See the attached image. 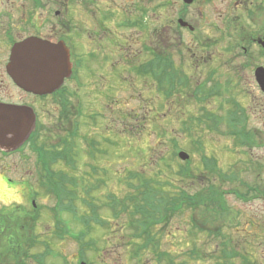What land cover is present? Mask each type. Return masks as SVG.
I'll list each match as a JSON object with an SVG mask.
<instances>
[{
	"label": "flooded vegetation",
	"instance_id": "1",
	"mask_svg": "<svg viewBox=\"0 0 264 264\" xmlns=\"http://www.w3.org/2000/svg\"><path fill=\"white\" fill-rule=\"evenodd\" d=\"M205 1L213 0H168L170 19L162 23L160 0H0V108L35 113L31 128L32 119L24 115L0 116L5 136L0 140V181L20 189L19 200L0 196V226L16 223L24 228L25 240L41 242L49 237L42 231L48 214L38 201L49 195L47 164L38 154V168L33 171L32 157L39 147L45 150L42 142L53 132H33L39 126L35 103L55 104L57 113L62 109L57 130L63 127L68 105L62 93L67 82L73 81L79 93L89 81L108 99L116 92L136 90L138 81L152 78L157 94L161 57L169 54L177 65L178 54L180 64L187 63L197 77L202 68L212 69L207 73L215 77L218 71L229 73L227 83L237 94L235 110L250 113L264 108V0H215L213 12L203 8ZM26 39L70 51L72 74L51 93L27 91L8 71L12 47ZM74 110L81 114L80 105ZM63 131L59 138L55 134L50 146L63 143L70 129ZM29 257L39 264L32 253Z\"/></svg>",
	"mask_w": 264,
	"mask_h": 264
},
{
	"label": "rangeland",
	"instance_id": "2",
	"mask_svg": "<svg viewBox=\"0 0 264 264\" xmlns=\"http://www.w3.org/2000/svg\"><path fill=\"white\" fill-rule=\"evenodd\" d=\"M214 1L209 3L205 1L203 8L208 10V12H213L212 7L215 5ZM167 2L168 0H160L162 4V23L170 19ZM171 19H175L174 14ZM167 29L168 27L165 26L163 31L166 33ZM186 58L188 57L186 56ZM174 59L177 64L176 68L180 73L188 77L190 74L189 78L193 85L191 93L197 92L196 89L204 88L201 91L205 92L203 96L207 97L206 101L194 100L193 98L194 102L190 98L186 99L178 96L175 99L172 97L171 101H167L162 97L161 90L157 94H154L152 78L144 80L143 82L141 80L138 81L137 85L139 88L136 90L116 92L118 94L116 97L109 95L108 99L104 97V92H100V89L94 88L95 86L90 87L91 83L89 81L79 90V93L76 90V85H74L73 81H70L65 84V91L62 93L68 105L64 110L66 112L63 127L57 130L59 122L58 115H62V109L57 113L54 107L55 104L50 105V102L35 103L39 126L33 132H37L36 130L38 129V132L42 134L47 130L53 132H46L50 137V140H47V142L45 141L46 139L43 140V137L40 139V142L42 140L44 141L42 144L45 146V154L50 147V143L56 141L54 140L56 136L57 138L61 137L60 135L62 133L65 134L63 130L69 128L79 152L78 170L75 174L83 175L87 173L92 176V180H96L98 177L103 178V170L106 169L108 177L104 178L107 179V182L104 185L101 184L102 188L96 194L101 200L108 193H116L122 197L127 190L126 181L132 171H140L147 173V175L158 172L160 169L155 159L161 155L170 154L172 151L170 138L173 135L178 137L176 129L179 126L176 121V115L180 114L181 118L183 117L184 120H188L190 124H193L194 121H190L192 117L189 114L193 113L197 116L200 113L199 109L201 107V112L206 113L210 111L226 117V114L231 112L230 108L234 107L235 109L234 100L237 99L235 89L233 92L235 99L232 97L229 98L230 95L226 94V97H213L208 101L213 91L212 88L217 83L222 84L223 89L227 87L231 89V84L227 83L230 79L229 73L221 74L218 71L219 76L215 77L207 73L212 69L202 68V74L197 77L195 76L197 74L195 70L189 67L187 63L186 65L180 64L182 61L178 54L175 55ZM191 75H194V80H192ZM130 79L132 78L126 77V80ZM98 83L100 84V81ZM232 83L234 82L232 81ZM201 91L198 92L199 95H201ZM103 100L107 101L103 102ZM185 102L186 104L184 105L183 103ZM246 103L249 105V100H246ZM75 105L81 106L80 115H77L74 110ZM185 110H194V112L186 111L182 113ZM251 111L249 113L248 127L254 129L260 142L257 147L251 149L244 146L236 148L233 137L223 132L225 125L221 126L220 131H210L209 129L199 130L192 138L187 134H179L182 136L178 138L177 145L179 151L184 150L190 153L192 164L203 160V154L207 153V155L211 156L209 163L212 166V158L215 156L223 174L226 173L229 176L236 174V177H233V182L226 179L222 185L219 179H216V183L220 184L222 200L224 199L227 203L226 211L228 213L230 212L229 218L226 217L225 221H216L215 218L217 219V215L215 212L206 213L203 207H201L202 217H200L203 222L197 227H194L192 224L194 214L192 215L191 211H186L184 214L173 217L167 227H162L163 238L161 240V250L168 251L178 262L186 260L187 264H217L219 261L220 264H223L221 260L216 261L217 257L220 256L223 245L231 241L233 249L239 254L235 258L236 264L246 263V261H243V256L245 253L250 254L252 252L255 253L256 263L264 264V196L256 197V199L250 197L248 201H243L234 193L236 190L246 192L250 186L254 185L264 190V108L257 107L251 109ZM167 112L170 115L164 119V116L168 114ZM75 122L78 123L77 128ZM162 130H166V133L162 134ZM91 139L100 143L97 148L93 147L94 145L90 143L89 140ZM90 151H95L96 155L92 157ZM38 157V152L33 151V171H36L38 168L36 161ZM152 162L154 163L153 165ZM91 166H95V171L91 169ZM216 166L218 165H215L214 169H217ZM56 168L68 170V167L64 165H57ZM200 172L199 169L198 173ZM207 180L208 178L202 180L204 185L208 184ZM186 182L182 184V187L191 191V189L187 188L189 183ZM184 189L183 191H186ZM101 200H99L100 203H102ZM38 201L44 205L45 211L48 214V221L42 228L43 234H47L54 230L52 208L56 206V199L54 196L48 195L46 198L43 197ZM62 214L64 213L62 212ZM205 215H209V217L213 216L210 217V219H213L209 220ZM63 216L71 224V218L66 214ZM108 217L110 230L108 231L97 227L93 232V236L95 235L94 237L98 239L97 247L99 250L98 248L94 249L90 246L85 252L84 259H78L80 244L71 237H67L64 240L52 241V249L54 252L59 251L60 254L65 255L71 264H76L78 260H85L89 264H136V261L130 257L131 249L126 244L128 241L125 234L129 233L125 226L126 216H123L120 220L113 219L108 212ZM250 219L253 220L251 224H248ZM257 222L262 227L261 237L256 239L250 237L248 239L245 236L258 232ZM15 224L9 223V225L0 226V250H3L1 254L2 258L8 257L12 259L17 254L10 247L13 239L16 242H20L17 248H21L22 242L25 240L24 228L16 227ZM217 227L222 228L221 232L216 233ZM72 228V231L77 233L81 226L80 224H72ZM5 231H7L6 234L3 233ZM222 234L226 235V239L222 238ZM5 237H7V240ZM251 239L255 240L252 241ZM193 248L203 250L207 257H204L203 261L189 259L186 254L190 253ZM110 250L116 251L109 252ZM41 252L42 250L37 246L30 250V254L36 255V257ZM27 261L35 264L30 259ZM45 263L61 264L62 259L49 257L45 258ZM142 264L162 263H159L153 256V253L149 252L143 258Z\"/></svg>",
	"mask_w": 264,
	"mask_h": 264
},
{
	"label": "trees",
	"instance_id": "3",
	"mask_svg": "<svg viewBox=\"0 0 264 264\" xmlns=\"http://www.w3.org/2000/svg\"><path fill=\"white\" fill-rule=\"evenodd\" d=\"M170 60V56H166L161 60L159 78L162 97L167 101H171L172 97L175 99L177 96L192 100L194 98V100L198 99L203 102L206 101L207 97L203 96L205 92L201 91L204 88L196 89L197 92L192 94L191 88L193 85L189 77L180 73ZM212 90L208 101L213 97H218L217 84ZM200 91L201 95L198 94ZM186 102L183 104L185 105ZM204 107L206 108V106ZM187 112H194V110ZM199 112L197 116L193 113L189 114L192 117L190 121H194L193 124H190L188 120H184L183 117L181 118L180 114L176 115V121L179 126L176 129L178 137L173 135L170 138L172 143L170 154L159 155V159H155L160 170L152 175H147V173L140 171L130 172L126 181L127 190L122 197L116 193H108L101 200L96 194L102 188L101 184L104 185L106 183L105 178L98 177L96 180H92L90 174L82 176L73 174V172L78 170L79 152L72 133L65 135L63 143L60 146L51 145L47 149L46 154H43L44 156L40 153L43 161L47 164V188L49 194H52L56 198L58 204L56 208H52L57 221L55 231L52 234L53 237L49 236L41 242L24 240L21 248H17L20 242H16L13 239L10 247L18 255L16 254L12 259L8 257L2 258L1 254L3 250H0V262L2 264H30L27 261L31 255L29 251L39 244L40 247L43 246V248H39L43 251V256L38 255L36 257V255L32 254L34 260L39 264H46L45 258L50 256L61 258L63 264H68L67 260L60 253L54 252L51 248L52 239L58 238L62 240L66 236L77 240L80 244L79 253L81 258H84L85 252L90 246L94 249L98 248V239L94 237L95 235L93 236L96 227L110 230L109 212L113 219L120 220L123 216H126L125 226L129 231L128 234H125L128 241L126 244L131 249L130 257L136 261V264H142L143 258L149 252L153 253V256L157 258L159 263L166 260V264H187L186 260L178 262L172 255L161 250L163 228L169 225L173 217L184 214L186 211L194 213L192 222L193 226L197 227L203 222L201 219V207H203L206 213L215 212L217 215L216 221H225L226 217L229 218L230 212L226 211L227 204L224 199L222 200L220 184L216 183V179H219L222 185L226 179L233 182V177H236V174L229 176L223 174L221 169H214L216 165L215 159L212 158L214 159L212 160V166L209 163L210 157H208L207 153L203 154V160H200L198 163L192 164L191 158L185 162L181 161L177 156L179 151L177 145L178 138L182 137L179 134H187L192 138L199 130L220 131L221 126L225 125L223 132H227L239 139V133L244 131L239 130L234 123L236 115L232 112H228L226 117L210 111L206 113L201 112V107ZM167 113L164 119L170 115L169 112ZM165 133L166 130H162V134ZM48 138L50 137L48 136ZM239 140L242 142L243 137ZM89 141L94 145L93 147L96 148L98 146L97 141L94 139ZM181 149L183 148L181 147ZM90 155L92 157L95 156L93 151H90ZM190 164L192 165L190 166ZM57 165H64L69 169H57ZM91 169L95 171V166H91ZM199 169L200 173H198ZM206 178H208V184L204 185L202 180ZM185 181L189 183L187 188L191 189V191L182 187ZM183 189L186 191H183ZM61 211L70 215L77 223L82 224V229L77 233L73 232L71 227L65 222L63 216H61ZM205 216L209 220L213 219H210L213 216ZM222 251L223 258L217 257V261L223 260V264H233L231 257L235 253L232 250H228L226 245L223 246ZM186 256L195 261L204 260L203 258L207 257L203 250L196 248H193Z\"/></svg>",
	"mask_w": 264,
	"mask_h": 264
},
{
	"label": "water",
	"instance_id": "4",
	"mask_svg": "<svg viewBox=\"0 0 264 264\" xmlns=\"http://www.w3.org/2000/svg\"><path fill=\"white\" fill-rule=\"evenodd\" d=\"M9 69L17 81L29 90L46 93L59 87L65 77L71 74L69 51L62 45H50L34 39L17 43L12 49ZM20 116L31 118L30 128L35 121L33 110L1 107L0 116ZM0 121V140L5 138ZM179 156L183 160L189 154L182 151ZM86 264V263H82Z\"/></svg>",
	"mask_w": 264,
	"mask_h": 264
},
{
	"label": "clouds",
	"instance_id": "5",
	"mask_svg": "<svg viewBox=\"0 0 264 264\" xmlns=\"http://www.w3.org/2000/svg\"><path fill=\"white\" fill-rule=\"evenodd\" d=\"M0 196H3L5 199L11 196L13 199L19 200L20 189L19 188L10 189L7 185L3 184V181H0Z\"/></svg>",
	"mask_w": 264,
	"mask_h": 264
}]
</instances>
